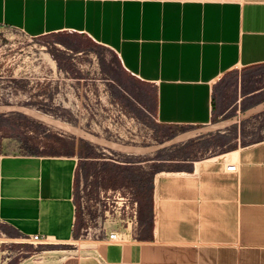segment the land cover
Masks as SVG:
<instances>
[{"label":"crops","instance_id":"1","mask_svg":"<svg viewBox=\"0 0 264 264\" xmlns=\"http://www.w3.org/2000/svg\"><path fill=\"white\" fill-rule=\"evenodd\" d=\"M0 28L107 50L168 128L221 123L228 78L264 68V0H0ZM56 143L60 152L24 153L18 137L0 136V264H264V141L157 171L137 191L136 231L82 248H70L82 240L77 189L106 160L79 139ZM110 162L112 187L129 182L133 164ZM33 236L39 251L5 257L4 241Z\"/></svg>","mask_w":264,"mask_h":264},{"label":"rangeland","instance_id":"2","mask_svg":"<svg viewBox=\"0 0 264 264\" xmlns=\"http://www.w3.org/2000/svg\"><path fill=\"white\" fill-rule=\"evenodd\" d=\"M131 87L120 81L113 55L86 39L64 36L30 39L15 30L0 28V106L27 108L108 142L149 150L142 154L107 150L21 112L0 113V136L11 133L18 137L24 153L60 152L56 139L63 137L79 139L89 154L106 160L100 167L90 166L81 187L78 186L76 203L80 221L83 228L90 226L91 231L90 237L83 233L84 242L74 243L70 248L94 244L92 233L104 221L112 226L114 217L104 215L102 204L101 214L97 212L94 199L97 200L99 190H120L139 206L138 189H148L157 171L174 170L179 166L176 162L194 161L264 141V106L253 112L264 104V68L230 76L225 82L219 93L218 122L230 124L198 132L180 142L171 141L179 134L216 124V118L208 126L164 127L155 122L151 110L142 106V99ZM258 89L263 91L238 101ZM112 160L133 164L126 174L129 182L119 187L110 184L115 179L107 170ZM81 202L85 203L84 210ZM3 250L5 257L14 262L39 251L40 246L12 240L4 241Z\"/></svg>","mask_w":264,"mask_h":264},{"label":"built area","instance_id":"3","mask_svg":"<svg viewBox=\"0 0 264 264\" xmlns=\"http://www.w3.org/2000/svg\"><path fill=\"white\" fill-rule=\"evenodd\" d=\"M225 170L227 172H236L235 164H230L226 166ZM83 201V199H81ZM94 203L97 208V212L101 214V204L103 205L104 215L108 216L112 214L114 219L110 222L112 226L107 225V220L103 222L102 227L97 231L93 232L92 236L95 241L102 239L104 236L108 241L120 242L123 240L122 230H127L128 233L136 231L138 227V204L135 200L131 199L129 195L121 192L120 190L102 192L99 190L97 200L94 199ZM84 202H81V209L84 210ZM101 216L99 217L100 220ZM91 228L87 226L81 231L87 233L90 237ZM102 234V238H99V234ZM30 243L34 246L41 245L43 243L39 236H33L30 238Z\"/></svg>","mask_w":264,"mask_h":264},{"label":"bare ground","instance_id":"4","mask_svg":"<svg viewBox=\"0 0 264 264\" xmlns=\"http://www.w3.org/2000/svg\"><path fill=\"white\" fill-rule=\"evenodd\" d=\"M263 106L264 105H261L255 109H253V112H256L257 110L261 109ZM10 111L21 112L27 116H30L34 119H37L41 122H44L45 124H47L49 126L55 127L61 131L67 132V133H69V134H71L77 138H80V139H83V140L88 141L90 143L96 144V145L103 147L107 150L109 149V150L120 152V153H139V154H142V153L149 151V150L143 149V148L142 149L141 148H134V147H129V146H124V145L108 142V141L103 140L101 138H98L94 135L86 133L85 131H83L82 129H80L78 127H73V126L66 124V123H63L61 121L51 119L47 116H44L42 114H39L36 111L30 110L27 108L0 106V113L10 112ZM228 124H230V123L228 121H225V122H221V123H217V124H212L211 126L204 128L202 130L182 133V134H179L177 137H175L171 142L172 143L173 142H180V141L186 140L187 138H190V137L192 138V136L194 137V135L198 132H202V133L203 132H210V131H213L216 129L223 128L224 126H227Z\"/></svg>","mask_w":264,"mask_h":264}]
</instances>
